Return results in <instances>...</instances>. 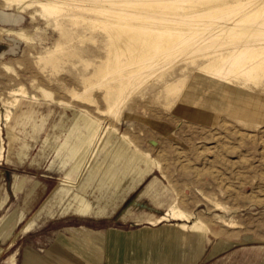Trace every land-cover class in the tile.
Instances as JSON below:
<instances>
[{"label": "rangeland", "instance_id": "1", "mask_svg": "<svg viewBox=\"0 0 264 264\" xmlns=\"http://www.w3.org/2000/svg\"><path fill=\"white\" fill-rule=\"evenodd\" d=\"M6 2L0 0L1 112L14 99L13 91L23 88L29 96L18 95L20 105L13 110L11 123L3 128L0 202L5 193L9 200L0 211V225L16 211L22 213L24 207L29 212L13 236L0 240V264H26L29 256L46 261V252L59 235L81 223L99 225L104 231H131L151 227L147 217L165 214L161 226L178 228V222L186 223L189 231L178 229L205 234L210 244L227 248L225 264H264V76L258 88L249 82L231 91L224 79L220 89H210L199 79L208 59L191 55L200 47L187 48L179 56L163 57L158 66L134 79L126 86L119 105L111 110L120 95L119 79L127 73L122 77L113 73L108 78L102 73L109 53L104 32L93 34L87 26L69 22V17L57 27L46 22L35 4L20 10L17 4ZM225 40L220 42L231 41ZM261 50L257 51L264 52ZM57 101L69 102L71 108L59 106ZM117 112L119 119L114 117ZM78 113L97 123L102 121L103 132L110 126L117 128L114 141H121L125 134L133 142L129 150L143 155L124 161L127 169L134 167L125 182L136 185L113 212L103 217H89L94 204L84 194L93 183L89 180L102 170H95L93 164L83 167L78 176H70L75 164L73 150L87 133L82 121L67 140L73 123L66 135L61 129L74 122ZM96 140L90 144L91 152L98 148ZM107 152H98L104 162L111 163V158L112 164L118 161L116 155L108 156ZM122 173L118 168L114 172L117 177ZM15 177L39 182V186L18 199L13 188ZM78 182L75 189L64 186ZM170 196L174 199L166 212ZM175 203L191 215L189 222L169 216ZM26 222L30 223L29 233L23 234ZM199 222L214 234L190 231L205 230ZM14 236L15 246L9 249Z\"/></svg>", "mask_w": 264, "mask_h": 264}, {"label": "bare ground", "instance_id": "2", "mask_svg": "<svg viewBox=\"0 0 264 264\" xmlns=\"http://www.w3.org/2000/svg\"><path fill=\"white\" fill-rule=\"evenodd\" d=\"M7 2L17 4L20 10L24 7L31 8L35 4V7L41 9V15L46 18V22L48 24L55 23L57 27L63 25L61 20L69 17V22L72 21L75 26H87L86 29L89 28L93 34L97 31L104 32L109 41V53L105 68L102 70L103 72L101 71L106 74V77H103L108 78L113 73L122 77L125 72L127 73L125 77L119 79L121 83L120 95L115 104L111 106V110L119 105L126 86L128 87V84L130 85L134 79L158 66L163 57L169 59L177 54L179 56V53L181 54L187 48L200 47L197 52L192 51L191 55H202L208 59V64L201 68V72L199 71L201 75L198 77L210 89L213 87L220 89L224 79L229 81L231 91L235 87L249 82H255V87L258 88V82L264 76V52L257 51L264 49V0H7ZM35 13V11L32 12L33 16L36 15ZM253 28H257L256 32ZM3 32L11 33L6 30ZM17 34L21 38L29 39L22 33L17 32ZM91 39L95 43L94 37ZM225 39L231 41L220 42ZM82 40L79 41L82 42ZM211 41L214 43L201 48L202 45ZM57 48L61 49L62 47ZM224 52H228V54L225 55ZM112 68L114 71H111ZM99 75L95 77L100 78ZM253 90L255 89L253 88ZM27 92L23 88L13 91L11 95L14 99L4 105L6 106L5 115L0 110V136L3 135L4 124H9L12 121L13 110L20 105L21 99L18 98V95L25 98L28 95ZM109 94L111 95V93ZM49 96L48 99H53ZM249 96L252 97L250 92ZM53 101L55 102L54 99ZM57 104L68 109L71 108L69 102L57 101ZM121 109L123 108L121 107ZM121 109L119 110L121 111ZM76 117L84 124L87 134L83 135L81 143L73 150L75 164L70 173L71 177L83 173V167L89 168L97 162L98 152L108 151V155L113 153L117 157L125 159L143 156L129 150L128 145H133V142L127 135H122L119 142L114 141V134H119L117 128L110 126L103 132L99 124L102 121L97 123L82 113L76 114ZM114 117L119 119L120 112L115 113ZM95 139L98 140V148L91 152L90 144ZM3 141L2 137L1 142L3 143ZM110 146L112 147L109 148ZM151 162L160 168L156 160L152 159ZM102 167L103 163L99 161L96 169L100 170ZM78 185L79 182L64 186L75 189ZM169 216L177 221L189 222L191 219V215L181 210L177 203L171 207ZM162 220H166V217L156 220L152 224L156 226L162 223ZM199 223L206 232H211L206 224ZM29 227L30 223L28 222L23 232H27ZM179 227L182 230L190 228L186 223L179 224ZM15 242L16 240L12 242L11 248Z\"/></svg>", "mask_w": 264, "mask_h": 264}, {"label": "crops", "instance_id": "3", "mask_svg": "<svg viewBox=\"0 0 264 264\" xmlns=\"http://www.w3.org/2000/svg\"><path fill=\"white\" fill-rule=\"evenodd\" d=\"M78 122L80 120L75 116L74 122L71 120L70 124L62 126V133L66 135L73 123L66 140L74 133ZM1 139L2 136H0V161L4 159L2 156H4L5 150L4 141L2 143ZM64 143L59 148L58 156L62 154L60 149ZM2 151L3 153H1ZM117 158L118 161H114L112 164L113 158L109 161L111 163H106L102 160V156H99L97 162L94 163L95 170H97L96 166L100 160L103 167L100 169L102 170L100 174L96 172L99 175L94 180H89L93 183L84 190L85 197L94 204L92 215L89 217H103L109 212H113L136 185V182H125L126 176L134 167L127 169L128 164L124 163L126 159L124 157ZM109 165H112L110 169ZM104 168L106 169L103 170ZM117 168L123 170L119 177H117L118 174H114ZM38 186L39 182H28L26 179L21 181L17 177L13 184L18 199L24 193L29 196L35 192ZM88 189L89 191H87ZM173 199L174 197H169L166 212H168ZM8 200L9 195L5 193L0 202V211L5 208ZM22 210V213L16 211L4 224L0 225V240L6 241L11 235L13 236L15 228L28 216L29 210L26 207ZM165 215L149 216L145 221L151 227L144 226L131 231L111 229L104 231L100 229L99 225L78 224V227H71L72 229L59 235L56 243L47 250L46 261H39L37 258L29 256L26 264H225L224 258L228 249L219 243L210 244V240L205 234L182 232L178 229L180 228L179 222L176 224L178 228L171 225L161 226L158 224L155 226L152 224ZM164 222L165 220H162V223ZM190 231L214 234V232L210 233L200 229ZM25 233L29 232L23 234ZM16 239L17 236H14L9 244L10 248Z\"/></svg>", "mask_w": 264, "mask_h": 264}]
</instances>
